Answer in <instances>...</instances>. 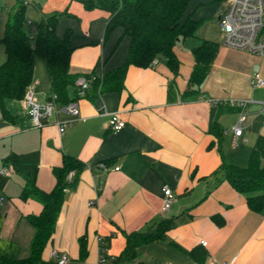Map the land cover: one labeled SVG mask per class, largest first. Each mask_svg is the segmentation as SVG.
<instances>
[{
    "label": "crops",
    "instance_id": "crops-1",
    "mask_svg": "<svg viewBox=\"0 0 264 264\" xmlns=\"http://www.w3.org/2000/svg\"><path fill=\"white\" fill-rule=\"evenodd\" d=\"M15 2L5 18L4 32ZM51 3L68 5L67 10L73 14L64 16L69 23L64 31L58 28L62 18L57 26L59 36L67 28L74 31L71 72L104 74L124 63L130 38L123 36V28L118 27L105 40L109 12L87 10L76 0ZM220 4L191 1L186 16L191 14L197 20L203 19V23L197 35L176 44L180 60L177 76L162 56L150 67L131 65L123 91L103 92L94 100L88 96L77 100L81 118L68 126L64 134L59 132L57 122L69 119L68 113L53 112L43 127H36L22 100L6 101L14 120H7L0 111V195L3 197L0 246L5 251L2 254L21 258L30 251L34 228L26 215L39 214L43 206L33 198L21 199L26 176L35 177L39 187L51 190L56 182L53 167L61 165L63 154L69 153L87 166L66 189L53 239L43 254L46 260L51 259L50 251L55 248L68 254L66 264H97L103 253L101 249L106 246L105 254L117 257L108 258L106 264H264V211L251 210L246 198L227 180L216 182L213 173L221 157L216 146L209 147L213 140L212 125L219 115V101L223 99L253 101L245 107L247 119L243 127L244 130L246 126L255 128L254 144L258 136H264V120L254 113V103L259 104L264 98V86L251 85L256 72L264 77V56L219 44L200 91L183 96L195 65L193 48L205 39L210 40L204 36L206 27ZM53 7L45 4L46 12L54 10ZM5 59L6 52L0 64ZM37 67L33 92L38 103L43 104L49 99L51 81L48 75L47 87L39 88L42 80ZM105 110L121 111L126 126L112 130ZM225 111L219 120L234 142L235 123L231 128L225 127ZM233 111L239 117V111ZM100 162L107 163L109 169L91 167ZM116 166L120 168L115 170ZM5 167L9 174L3 172ZM75 178L76 172L72 180ZM165 185L172 187L175 198L167 210L162 209ZM216 214L222 217V225L216 223L213 217ZM164 217H173L174 222L164 240L142 245L136 259L120 260L126 244L125 232L143 230ZM82 236L86 237L88 247L85 259L80 258ZM202 239L208 242L206 246L201 244ZM9 244L12 252L7 250ZM191 251H195L194 256Z\"/></svg>",
    "mask_w": 264,
    "mask_h": 264
},
{
    "label": "trees",
    "instance_id": "trees-1",
    "mask_svg": "<svg viewBox=\"0 0 264 264\" xmlns=\"http://www.w3.org/2000/svg\"><path fill=\"white\" fill-rule=\"evenodd\" d=\"M87 10L102 9L109 12L104 31L107 40L118 27L123 28V36H129V52L124 63L103 74L102 78H92V73H73L70 70L71 57L75 47L71 38L72 28H67L63 36L57 33V26L63 16L72 17L67 9L45 15L39 23L26 17L27 4L17 0L13 12L6 22L5 32L0 38L6 52V59L0 64V111L7 120H14L6 106L8 99L22 100L30 84L33 83L36 56L43 59L51 81V93L57 95L60 105L78 100L77 79L81 75L90 79V88L84 96L94 100L100 93L125 88V78L131 65L140 67L153 66L159 56L165 59L167 66L175 76L179 74L180 60L175 47L179 40L197 35L203 19L186 16L192 0H76ZM216 4L223 0H208ZM219 43L205 39L193 48L195 65L188 80L183 96H191L200 91L218 54ZM174 82L170 84L173 92ZM50 97V96H49ZM219 115L214 120L211 133L213 140L209 147L216 146L221 157L220 165L213 173L216 182L227 180L233 188L243 195L249 208L264 211V136H258L249 161L240 165L228 159L223 149L225 128L219 116L225 111L235 110L229 105L219 103ZM226 107V108H225ZM87 164L79 157L64 153L61 165L53 167L55 185L51 190L38 186L35 177L26 176L21 192V199L38 200L43 208L39 214L26 215L34 228L30 254L26 257H12L0 253V264H58L55 260H46L43 256L46 246L53 239L57 221L65 200L66 189L76 181ZM76 172V178L68 181L70 171ZM218 225L223 219L218 214L213 216ZM174 226L173 217L162 218L159 222L143 230L125 232L126 244L120 260L136 259L139 248L165 239L166 233ZM110 240V237L107 238ZM80 258L88 254L86 237L80 238ZM192 256L195 251H191ZM204 254V253H203ZM205 256V255H204ZM203 256V257H204Z\"/></svg>",
    "mask_w": 264,
    "mask_h": 264
},
{
    "label": "built area",
    "instance_id": "built-area-1",
    "mask_svg": "<svg viewBox=\"0 0 264 264\" xmlns=\"http://www.w3.org/2000/svg\"><path fill=\"white\" fill-rule=\"evenodd\" d=\"M30 1L31 0H24V3L28 4ZM220 20L221 28L224 32L225 45L264 56V0H229V9L220 17ZM155 62L156 59L153 63ZM102 76L103 73H94L92 78H102ZM251 85L253 87L264 86V77L256 72L252 76ZM77 86L79 97H83L86 94V91L90 88V79L81 75L77 79ZM56 99L57 95L52 93L45 103H38L33 92V84H30L22 101L25 107L29 109L30 116L36 127H43L46 124L47 117L53 112L57 114L65 112L71 115L69 119L58 120L57 122L59 132L64 134L68 126L81 118V111L77 100L60 105L57 103ZM219 103L229 105L239 111L238 120L235 125L232 126V131L235 136L233 143H236L238 138L243 135V124L247 119L245 107L247 106L248 101L238 98H228L220 100ZM260 103L262 104V110L264 111V98ZM104 112L109 115V126L112 130L118 131L126 126L127 120L121 114V111L109 112L105 110ZM91 167L103 170L109 169V166L105 162H100L96 165L92 164ZM119 168V166H116L115 170H118ZM3 172L5 174L10 173L7 167L4 168ZM74 174V170L68 173V181H72ZM2 199L3 197L0 195V202H2ZM174 199L172 187L165 185L163 188L162 209H169L172 206ZM100 240L104 239L100 238ZM207 243L208 242L205 239L201 240L203 246H206ZM101 250L103 253H101L97 264H106L108 258H110V260H116V255L111 254L107 256L105 254V251L107 250L106 246H103ZM50 258L55 260L58 264H66L69 261L68 254L60 253L55 248L50 251Z\"/></svg>",
    "mask_w": 264,
    "mask_h": 264
},
{
    "label": "rangeland",
    "instance_id": "rangeland-1",
    "mask_svg": "<svg viewBox=\"0 0 264 264\" xmlns=\"http://www.w3.org/2000/svg\"><path fill=\"white\" fill-rule=\"evenodd\" d=\"M16 0H0V38L4 35V23L5 18L9 14V11H11V6ZM51 1H59V0H31L26 7V17L30 19L31 21H34L35 23H39L43 19V15H47L50 12L53 11H59L63 12L66 9H68V5H60L59 3H51ZM16 3V2H15ZM45 4L48 6L51 4L55 8L52 11H47L45 8ZM55 4V5H54ZM56 6V7H55ZM229 9V0H223L221 4L217 7V13L211 18V20L208 22V26L206 27L205 37L214 40L218 42L219 44H224V32L221 28V20L219 18V15L222 16L224 13H226ZM64 16L62 17V20L58 26V28L63 31L65 30L66 26H68L69 23L65 22ZM72 22V21H71ZM62 31V32H63ZM65 34V33H64ZM5 55L3 44L0 45V60H2V57ZM37 61L39 63V67H37V73L38 76L41 78V85H38L39 88L45 89L48 85V74L47 70L44 64V61L42 58H37ZM37 79V77H36ZM259 98H262L260 96H257ZM248 101L247 105L250 102H253L249 99H244ZM259 103V102H258ZM256 111L254 113H258L261 117V121L264 120V111L262 110V104H255ZM249 110V109H248ZM247 113V112H246ZM254 113H250L253 114ZM249 114V112H248ZM226 116V123L225 127L231 128V126L236 123L238 119L237 112L233 110H226L225 111ZM245 133L244 136L240 139V141H237L236 143L232 142V135L229 134L227 131L224 133V141H223V149L225 153L228 156V159L232 162H237V164H247L249 161L250 154L252 153L253 146H254V140H255V128L251 129L249 126L245 127ZM241 161L242 163H238ZM2 202H0V205ZM9 248L7 249L8 252H12V247L10 244L8 245ZM26 255L30 254V251H28ZM0 253H5L4 248L0 246ZM11 254V253H10Z\"/></svg>",
    "mask_w": 264,
    "mask_h": 264
}]
</instances>
